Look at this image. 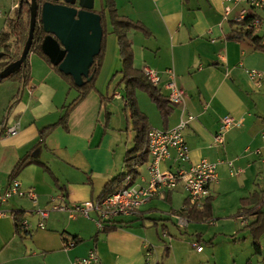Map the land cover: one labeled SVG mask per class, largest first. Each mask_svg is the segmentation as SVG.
<instances>
[{"label": "crops", "instance_id": "crops-1", "mask_svg": "<svg viewBox=\"0 0 264 264\" xmlns=\"http://www.w3.org/2000/svg\"><path fill=\"white\" fill-rule=\"evenodd\" d=\"M20 1L15 0L12 6L11 0L2 4L14 11L2 31L9 30V22L19 15ZM115 2L120 16L142 23L149 32L134 28L128 31L135 68L142 70L144 66H151L163 73L172 68L178 86L184 91V106L169 102L172 113L166 122L149 95L143 90L137 91L139 107L147 115L150 127H174L184 112L196 116L185 131L190 161L182 165L189 167L203 158L222 160L218 165L219 179L210 196L214 199L213 217L219 201L231 196L237 202V209L231 213L237 232L248 230L251 234L250 226L240 227L235 216L242 198L264 191V156L255 153L257 148L264 147V87L255 88L247 74L248 69L264 71V51L256 49L253 42L257 37L264 45V9L256 12L263 24L254 30L252 37L241 34L229 39L232 32L241 28L234 17L248 7L243 2ZM104 3V0H94L93 10L99 13ZM16 4L18 7L13 8ZM227 5H231V13L225 19ZM106 16L109 32L103 64L95 87L81 101L73 103L79 90L35 49H31L27 59L26 80L14 77L0 82V127L20 123L17 134L0 136V192L3 194L13 177H17L23 189L33 188L39 194L38 204L18 196L0 200V264H72L75 258L85 256L92 248L97 249L102 264H147L145 253L150 245L155 248L152 259L159 264H219L215 247L198 251L193 246L194 242L201 243L199 230L193 232L197 238H191L192 248L185 246L184 237L175 230H179V226L174 212L187 204V192L182 184L175 189H163L161 194L141 205L134 215L109 219L104 227L115 228L100 233L96 239L101 229L93 212L90 217H71L68 212L51 211L45 228L37 226L40 217L35 210L49 209L52 197H59L57 203L69 205L95 200L111 180L125 171L126 152L133 146L136 132L133 125L134 133L130 136L127 100L124 88L119 86L123 65L118 39L112 33L108 10ZM167 79L164 75L157 88L168 98ZM116 99L122 101L124 108L114 104ZM70 104L67 128L57 125L40 142V131L57 123L65 106ZM226 114L242 120V124L230 130L225 143L220 145L214 142V135ZM29 154L33 162L14 175L18 161ZM148 163L149 158L138 167V175L132 179L134 184L147 185ZM178 165L173 157L161 167L174 169ZM238 169L243 171L237 172ZM208 199L197 208L203 209ZM14 212L21 214V222L28 219L30 226L21 224L17 232ZM249 217L252 223L254 217ZM152 218H158L153 225L147 222ZM212 220V223L211 220L205 222L215 226ZM251 237L252 244L238 257L240 264L248 260L264 264V234L261 255L255 254ZM70 240L76 243L66 249L65 243ZM198 255L207 257V263Z\"/></svg>", "mask_w": 264, "mask_h": 264}, {"label": "built area", "instance_id": "built-area-1", "mask_svg": "<svg viewBox=\"0 0 264 264\" xmlns=\"http://www.w3.org/2000/svg\"><path fill=\"white\" fill-rule=\"evenodd\" d=\"M232 3L243 2L247 4V8H243L234 17L241 29L245 32L255 30L262 26L263 20L258 17L257 11L264 9V0H228ZM18 7L16 4L13 8ZM231 13V5L225 7L224 18L227 19ZM143 73L147 79L156 87L163 80V76L167 75L165 87L168 90V100L173 105L184 106V91L176 81V73L174 69L169 68L164 73L151 67L144 66ZM247 74L255 88L264 87V71L258 69H248ZM196 116L191 113H183L179 123L171 128L151 127L147 135V145L144 152L149 158L148 171L150 174L147 185L134 184L130 176L127 177L122 188L107 195L100 196L95 200L69 205L67 203H57L59 197H52V206L49 209L37 208L35 212L39 215L38 228H45V220L49 217L51 211H64L73 217L75 215H84L90 217L91 213H95L96 222L102 229L109 219L120 215H134L137 213L141 205L152 200L161 194L163 189H175L180 184L187 192V203L192 206H202V204L211 196L212 187L218 182V165L222 160L211 161L207 158L201 159L199 162L192 163L189 167L182 164L190 161V148L186 141L185 131L189 124L195 120ZM242 120L235 118L231 114H226L221 118L220 130L214 135V142L217 144L225 143L226 134L233 128L239 127ZM20 123L12 125L3 124L0 127V136L15 135L19 132ZM257 155L264 156V147L255 150ZM174 157L175 162L179 165L174 169H162L161 164ZM181 164V165H180ZM238 169L237 172H242ZM18 196L27 198L34 204H38L39 194L33 188L23 189L17 177L11 181L9 188L2 194L0 192V200ZM187 204L181 209L174 212L176 223L179 227H188L190 220L180 213L185 210ZM236 224L240 227L247 228L251 225V219L247 214L239 213L235 216ZM211 223L213 220L210 221ZM21 224L25 227L30 226L28 219H23ZM75 240L65 243V248L69 249L75 245ZM193 246L198 251L203 250V246L198 242H194ZM146 263L159 264L152 258L155 255L154 246L150 245L146 250ZM72 264H102L101 258L96 248H92L85 256L77 257Z\"/></svg>", "mask_w": 264, "mask_h": 264}, {"label": "trees", "instance_id": "trees-1", "mask_svg": "<svg viewBox=\"0 0 264 264\" xmlns=\"http://www.w3.org/2000/svg\"><path fill=\"white\" fill-rule=\"evenodd\" d=\"M38 2L41 8V5L44 2L42 0H38ZM104 2L105 3L103 9L99 12L102 18L103 27L102 48L100 53L95 57V61L90 69V75H93L92 79L88 80L87 78H84V84L79 87L75 84V81L72 76L61 72L58 66L54 65V68L66 80L70 82L71 86L79 90L80 94L73 103L76 104L77 102L81 101L95 87L96 79L103 64V60L106 53V39L107 34L109 32L108 18L106 16V10H108L109 22L112 28V33L116 34L117 36L120 56L123 65L122 79L119 82V86H122L124 88L125 99L127 100L125 109L129 114V118L133 121L134 130L136 134L133 146L126 152L125 171L123 173L118 174L113 180H111L107 184L101 196L110 194L122 188L128 176H130L132 179H135L138 175V167L145 163L148 159V155L146 152H144V148L147 145V135L151 127L149 125L147 115L143 113L139 107L137 91L143 90L149 95L150 99L157 105L164 119V122L168 120L170 114L172 113V108L169 104L168 98L164 96L160 92V90L147 79L142 70H139L134 66V51L131 41L128 37V31L134 28L142 30L145 33H149L147 28L140 22L134 21L125 16H120L117 12L115 0H104ZM25 14L28 16L27 22L24 21ZM29 27L30 3L27 0H21L19 15L9 22V30L2 31L0 33V51H2L3 53L0 59V71L3 70L6 66H8L11 62L20 58L19 55L13 56L11 54L12 46L9 43L12 37H16L17 40L21 41L23 45H25L28 38ZM253 32V30L245 32L243 29L240 28V30H237V32H232L229 36V39L238 38L242 35L252 37ZM46 35L47 33L43 30L42 24L39 20L35 30L34 43L32 49H35L49 62H51L49 57L44 54L41 47L43 39ZM253 42L255 44L256 49L264 51V45L261 43L259 38L254 37ZM28 71L29 64L27 61L25 66H23L14 74L10 75L8 78H14L17 75H20V78L26 80L28 77ZM71 105L72 104L65 106V112L57 123L50 125L40 131V142L44 141L49 135V133L57 125H63L65 128H67ZM32 162L33 159L30 154L22 157L16 164V167L13 172L14 175L19 173L26 165ZM213 200L214 199L212 197H209L203 209H199L196 206H192L187 203V208L185 210H181L180 213L186 216L190 220V222L192 221L195 223H199L210 221L213 218ZM239 213H244L254 217V221L251 223L249 228L253 236L254 252L256 255H261L262 244L260 238L264 234V191L261 193L255 192L249 197L242 198L241 207L236 214ZM13 215L17 224L16 231L18 232L20 230L21 225V214L14 212ZM114 228L115 226L111 225L103 227L100 231L97 232V234L95 235V239L100 233L109 232ZM209 243H213V240L211 239ZM246 264H252V261L248 260Z\"/></svg>", "mask_w": 264, "mask_h": 264}, {"label": "water", "instance_id": "water-1", "mask_svg": "<svg viewBox=\"0 0 264 264\" xmlns=\"http://www.w3.org/2000/svg\"><path fill=\"white\" fill-rule=\"evenodd\" d=\"M27 1L30 3L28 38L20 58L0 71V82L26 65L39 20L47 33L41 47L51 63L72 76L79 87L84 84V78L91 80L90 69L103 40L102 18L93 10L94 0H52L56 2L46 1L41 8L38 0Z\"/></svg>", "mask_w": 264, "mask_h": 264}, {"label": "rangeland", "instance_id": "rangeland-1", "mask_svg": "<svg viewBox=\"0 0 264 264\" xmlns=\"http://www.w3.org/2000/svg\"><path fill=\"white\" fill-rule=\"evenodd\" d=\"M20 1V0H18ZM7 0H0V33L4 27L5 21L14 14V11L11 10L10 6L2 7V4L6 3ZM11 6L15 3V0H11ZM24 21H28V16L24 15ZM112 39H110L109 45L112 44ZM11 44V54L13 56L21 55L23 50V43L16 39V37H12L10 40ZM115 46L116 41H114ZM16 46L17 49L14 48ZM2 51H0V54ZM112 54V53H111ZM1 59V58H0ZM20 78V75L15 76ZM12 78H6V80H9ZM117 89V86L115 87ZM118 105V107H123L124 105L121 100L116 99L115 103ZM129 133L132 137L133 132V121L130 119L129 124ZM131 142V141H130ZM238 178H243L241 175H238ZM264 181V180H263ZM236 200L233 199L231 196L223 197L222 202L219 201V204L217 205V211L214 213L213 219L215 220V226L210 225L208 222H199V223H191L189 227H178L179 230L175 228V230L179 233L181 237H184L185 240V246L186 247H193L191 238H197V236L193 233L195 230H199L201 232L202 240L200 241L201 245L203 247L210 251L212 247L216 248L217 255H218V262L219 264H240V260L238 257L242 255V253L246 252L247 246L252 244V235L248 230H242L237 232L238 227H236L231 220V213L234 212L236 208ZM122 216V215H120ZM118 217V216H117ZM154 219L158 218H152L149 221H147L149 224H154ZM212 220V219H211ZM160 231H162L160 225H159ZM187 232V233H184ZM263 236V235H262ZM261 236V237H262ZM192 238V239H193ZM213 238L214 246H212L211 243H209L210 239ZM261 241V238H260ZM246 242V243H245ZM245 243V244H244ZM213 249V248H212ZM197 250V248H196ZM238 255V256H237ZM201 259H203L206 263L208 261L207 257H203L202 255H198ZM220 256V257H219ZM237 257V258H236ZM190 259L195 261L194 257H191ZM236 259V263L234 260ZM253 264V262H252Z\"/></svg>", "mask_w": 264, "mask_h": 264}, {"label": "flooded vegetation", "instance_id": "flooded-vegetation-1", "mask_svg": "<svg viewBox=\"0 0 264 264\" xmlns=\"http://www.w3.org/2000/svg\"><path fill=\"white\" fill-rule=\"evenodd\" d=\"M61 1H63V0H60L59 2H61Z\"/></svg>", "mask_w": 264, "mask_h": 264}]
</instances>
